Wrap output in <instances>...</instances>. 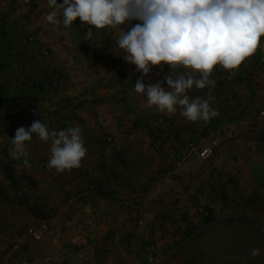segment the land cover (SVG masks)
Returning <instances> with one entry per match:
<instances>
[{
    "label": "rangeland",
    "instance_id": "obj_1",
    "mask_svg": "<svg viewBox=\"0 0 264 264\" xmlns=\"http://www.w3.org/2000/svg\"><path fill=\"white\" fill-rule=\"evenodd\" d=\"M50 10L47 0H0V30L7 33L0 57L8 54L10 60L1 79L12 96L21 89L17 71L45 87L41 98L26 101L21 113L0 128V264H25L30 257L31 264H53L52 249L66 231L81 245L86 237L92 239L93 244L72 256L78 264H144L143 259L146 264H264V251L251 255L254 247L264 249V119L259 118L264 109V37L262 58L249 57L234 73L220 68L213 73L217 83L211 103L218 116L192 122L179 110L168 114L148 106L146 97L134 91L141 76L147 85L183 68L153 67L144 75L115 46L116 29L93 28L88 41L84 33L91 25L79 19L67 27L52 25L44 18ZM45 62L48 79L41 76ZM113 67L130 71L132 88L111 80ZM189 94L207 96L208 89ZM34 120L49 129L61 130L65 123L81 127L87 153L79 167L48 168L51 143L35 134L27 142L30 166L23 158L7 159L16 129ZM232 121L241 123L225 134L222 128ZM200 137L220 141L213 156L176 164L185 147ZM115 151L124 155L125 164L113 156ZM2 161L12 165L28 204L50 212L40 240L30 231L41 218L15 202ZM118 172L124 178L118 180ZM217 179L228 181L224 190L229 204L221 200L211 210L215 216L202 224L210 212V185ZM183 213L199 229L169 253L167 248L183 237ZM109 231H115L114 238H107ZM22 233L29 234L27 247L11 250L10 240ZM122 235H133V245L123 247ZM151 237L154 244L145 254L136 241Z\"/></svg>",
    "mask_w": 264,
    "mask_h": 264
},
{
    "label": "clouds",
    "instance_id": "obj_2",
    "mask_svg": "<svg viewBox=\"0 0 264 264\" xmlns=\"http://www.w3.org/2000/svg\"><path fill=\"white\" fill-rule=\"evenodd\" d=\"M45 20L67 27L81 20L91 25L85 40L96 30L117 31L115 46L137 71L147 75L153 67L165 65L184 70L163 80L145 84L135 80L134 91L146 97L148 106L174 114L178 110L188 121H208L218 116L211 101L216 86L213 73L223 69L234 73L258 49L264 37V0H47ZM138 21L132 23V21ZM95 29V31L93 30ZM208 89L207 96H190L193 89ZM50 141L47 167L57 171L79 167L86 156L81 127L49 129L41 120L20 126L12 137L9 154L23 158L30 166L27 142L33 135ZM264 249L254 247L252 256Z\"/></svg>",
    "mask_w": 264,
    "mask_h": 264
},
{
    "label": "trees",
    "instance_id": "obj_3",
    "mask_svg": "<svg viewBox=\"0 0 264 264\" xmlns=\"http://www.w3.org/2000/svg\"><path fill=\"white\" fill-rule=\"evenodd\" d=\"M60 2H62V0H60ZM6 37H7V33L4 30V28H2L0 30V43L6 41L7 40V39H5ZM261 41H262V38H261ZM262 56H263V51H262L261 46L259 45L257 51L252 55V57L260 59V58H262ZM9 65H10L9 56H8V54H4L2 57H0V128L1 129L4 125H6L8 123L9 117H15L16 115H19L21 113L22 108H24L26 101L28 102V100H30V99L33 100V99L41 98L43 96L42 92L45 89L43 82L33 80V78L30 77L28 75V73H25L24 71H21V72L17 71L18 73L17 74L14 73V75L19 76V80L21 81V89H20L17 96L16 95L12 96L10 94L9 90L7 89V87L5 86L4 80L1 79V76L9 70V68H10ZM43 66H44V68H46V70L41 74V76H44L45 79H48V78H50L49 77V72H50L49 65L47 62H45L43 64ZM112 73H113V77L111 80H113L114 82L118 81L119 84L124 86L125 89H130L133 87L132 81H129V79H128V74H130V71L128 69L113 67ZM22 76H23V78H21ZM117 77L119 78V80ZM126 79L128 81H126ZM160 80H163V77H161ZM134 122L137 126L140 125V121L138 119H135ZM68 125H69L68 123H65L61 127H62V129H66L68 127ZM187 147L188 146L185 147V150L187 149ZM184 151H182V152H184ZM182 152H181V155H182ZM113 156L116 159H119L121 161V163L125 164V158H124V155L122 153L115 151V154ZM7 159L12 161L13 158L11 157L10 154H7ZM1 164H2L3 171H4V178L7 182L10 183V186L12 187V189L14 191L15 202L21 206L29 207L30 212L33 215H35L36 217L41 218V221L49 219L50 218V212L47 209H45L44 206L33 207L32 205L28 204L27 199L25 197V194L23 193L22 188H21V182L17 178L16 173H15L12 165L9 162H3V161L1 162ZM123 175H124V173L118 172V176H117L118 180H120L121 178H124ZM228 181L234 185L233 177L229 176ZM228 181L224 180V179L213 180V184L210 185V188H211L210 193L212 194V196H209L211 198L210 205H206V206H208V207H206V209L210 212H208L205 216H203L201 218L202 224L208 223L210 221V219H212L215 216L211 210L213 209V206L214 207L217 206L221 200H223V202L225 203V206L227 205V203L229 204V202L227 201L229 199V198L227 199V191L224 190V187H226V185L228 184ZM181 218L185 224V230L183 232H180L179 234H181V236H183V237L175 245H171L170 247L167 248V251L169 253H170V251H174L179 246H181L183 243H185L190 238H192L193 235L196 234L195 233L196 230L199 229V225L195 224V222L189 218L187 213H183L181 215ZM172 221L176 222L177 219L174 218V219H172ZM179 229H181V227H178L177 231H179ZM114 233H115V231H109L107 238H111V239L114 238L115 237ZM60 237H61V235H60ZM133 238H134L133 235H131V236L130 235H122L121 239H120L121 245L123 247L132 246L133 241H134ZM154 241H155L154 237H151V238L146 239V240H138V241H136V243H137V246L141 250H143L145 252V254H147V251L150 250V248L154 244ZM27 244L28 243H25L24 245L21 246V248L22 247L26 248ZM61 244L65 248L66 247L70 248L69 250L71 252H73V254L77 253L78 249L85 248L84 245L75 244L74 242H71L69 240L65 241V239L61 240ZM87 244L89 246L91 244H93L92 240L88 241ZM87 244H86V246H87ZM11 250H14V249L11 248ZM14 251H18V250L15 249ZM100 253H106V252L100 251ZM23 255L25 257L24 253H23ZM28 259L29 260H25V262H26L25 264H31V262H32L31 257ZM143 260H144V264H146L147 260L146 259H143ZM7 263L8 262H5V264H7ZM63 264H70V263H68L66 260H64Z\"/></svg>",
    "mask_w": 264,
    "mask_h": 264
},
{
    "label": "built area",
    "instance_id": "obj_4",
    "mask_svg": "<svg viewBox=\"0 0 264 264\" xmlns=\"http://www.w3.org/2000/svg\"><path fill=\"white\" fill-rule=\"evenodd\" d=\"M259 118L264 119V109L259 112ZM241 121H232L227 124L226 127H223L222 130L225 134L231 135L233 131L237 128L238 124ZM220 145V141L218 139H208L207 137H200L188 144L187 149L182 152L181 159L176 162L178 165L186 164L192 159L199 158L202 160H208L215 153L216 148ZM47 221H41L37 227H34L30 231V236L35 240L42 239V235L47 228ZM28 233H22V235L16 236L10 240V244L12 248L19 249L22 245L27 243L29 239Z\"/></svg>",
    "mask_w": 264,
    "mask_h": 264
},
{
    "label": "crops",
    "instance_id": "obj_5",
    "mask_svg": "<svg viewBox=\"0 0 264 264\" xmlns=\"http://www.w3.org/2000/svg\"><path fill=\"white\" fill-rule=\"evenodd\" d=\"M70 231H66V232H64V233H59L60 235H61V237L59 238V240H60V244L58 245V247H54L53 249H52V257H53V264H63V261L64 260H66L68 263H70V264H78V262L77 263H75V259H73V257L72 256H75V254H73V252H71L69 249L70 248H65L62 244H61V240L62 239H65V241L67 240H69V241H71V242H73L74 241V239H73V235L74 234H71V233H69ZM97 232V231H96ZM92 233V234H97V233ZM92 239H91V237L90 236H88V237H86V239H85V241H84V243H82V244H84V246H86V243H88V241H91ZM75 242V241H74ZM75 244H81V243H76L75 242ZM87 247V246H86ZM73 251V250H72ZM75 251V250H74ZM81 264H83V263H81Z\"/></svg>",
    "mask_w": 264,
    "mask_h": 264
}]
</instances>
